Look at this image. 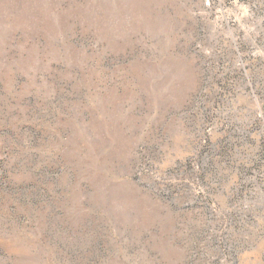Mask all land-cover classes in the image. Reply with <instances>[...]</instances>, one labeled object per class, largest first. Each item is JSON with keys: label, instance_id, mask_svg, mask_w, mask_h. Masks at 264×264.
I'll return each mask as SVG.
<instances>
[{"label": "rangeland", "instance_id": "obj_1", "mask_svg": "<svg viewBox=\"0 0 264 264\" xmlns=\"http://www.w3.org/2000/svg\"><path fill=\"white\" fill-rule=\"evenodd\" d=\"M0 264H264V0H0Z\"/></svg>", "mask_w": 264, "mask_h": 264}]
</instances>
